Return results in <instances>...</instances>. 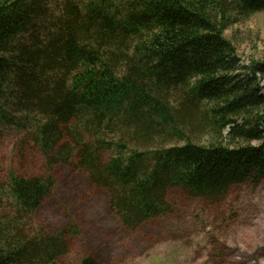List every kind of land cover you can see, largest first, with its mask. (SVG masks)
I'll use <instances>...</instances> for the list:
<instances>
[{
  "label": "trees",
  "instance_id": "16d2710c",
  "mask_svg": "<svg viewBox=\"0 0 264 264\" xmlns=\"http://www.w3.org/2000/svg\"><path fill=\"white\" fill-rule=\"evenodd\" d=\"M264 0H0V124L28 133L48 174L0 183V264H58L67 235L31 222L73 165L122 225L212 204L264 181V60L225 37ZM79 264H102L88 256Z\"/></svg>",
  "mask_w": 264,
  "mask_h": 264
},
{
  "label": "rangeland",
  "instance_id": "374dc122",
  "mask_svg": "<svg viewBox=\"0 0 264 264\" xmlns=\"http://www.w3.org/2000/svg\"><path fill=\"white\" fill-rule=\"evenodd\" d=\"M225 37L242 63L264 60V13L231 26ZM11 174H48L46 159L28 133L0 124V183ZM56 186L34 215L33 229L67 235L69 252L58 264L91 256L102 264H264V181L234 185L212 204L182 188L168 194L170 211L132 230L110 209L106 194L75 164L52 170Z\"/></svg>",
  "mask_w": 264,
  "mask_h": 264
}]
</instances>
